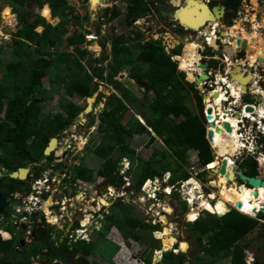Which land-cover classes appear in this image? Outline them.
<instances>
[{
    "label": "trees",
    "instance_id": "trees-1",
    "mask_svg": "<svg viewBox=\"0 0 264 264\" xmlns=\"http://www.w3.org/2000/svg\"><path fill=\"white\" fill-rule=\"evenodd\" d=\"M242 1L237 0L233 6L235 13ZM5 2L12 8L17 20L13 32L12 61L4 62L1 59L5 50L0 47V70L1 67H4V70L6 68L5 73L2 71L4 75L0 81V115L3 112L5 114V119L0 120V153L3 152L5 156V159H0V167L8 172L4 178L0 179V192L5 198L8 199L11 194L23 191L24 183L11 179L10 175L26 167L25 163L18 165L17 160L13 162L6 156H12L15 159L18 155H27L34 162L39 163L47 159L51 163L55 159L54 154L49 157L45 155L50 141L52 138L63 136V132L75 123L87 107V105L83 107L73 102L60 100L61 112L54 114L53 117L42 119L40 117L43 110L42 102L53 100L52 96L48 97L49 91L44 88L46 78L51 86L57 83L64 85L67 95L84 99L99 92L103 82L117 91V94L112 93L106 97L105 110L99 117L101 122L99 131L103 134V143L93 146L90 143L87 147L89 151L102 158L104 163L97 174L83 163L78 166L77 178L82 181L93 183L97 175L106 177L114 175L113 184L121 186L125 183L120 174L124 159H129L131 162L137 160V169L136 171L134 169L135 173L134 171L133 174L131 173L137 191L141 190L146 180L157 176L162 177L164 172L172 171L170 163H166L160 172L156 167L157 160L145 161L137 156L136 151L129 144L130 139L135 135H148L150 142H155L157 138L161 139L170 151V154L163 156L164 161H167L170 156L175 157L177 167H180L181 163L188 164L189 150L197 153L201 167L216 162L211 145L206 139L204 96L198 89L196 81L190 80L195 77L187 70L185 56L182 57L183 65L179 63L182 71L178 66L179 61L173 59L175 56H181L183 45L174 47L171 53H168L161 41H144V36L140 33L134 38L132 33L104 36L100 45L106 49V42H111V54L105 50L100 58L91 63L86 58L87 49L82 47L87 43L85 35L89 31L85 30L80 17L74 14L75 10L67 0H5ZM123 2L126 5V13H123L119 6H114L105 10L104 18L98 23L104 25L123 16L125 27L130 28L137 19L148 15L155 8L154 0H123ZM46 3H49L54 17L51 16L48 20L54 21L56 18L60 20L56 25L48 23L44 17L36 13V9H43L42 13L50 10L47 6L44 8ZM72 23L76 24L78 32L69 31ZM39 27L43 28L42 33L37 31ZM98 31H101L100 27ZM178 32L179 36L184 34L182 27ZM64 38L66 39L63 40ZM174 40L176 44L180 42L178 39ZM131 42H140L141 51L136 56L129 49ZM32 46L35 47L34 50L31 49ZM60 47L65 48V51L60 52ZM92 47L96 52L100 50L97 44H93ZM70 48H73V52L68 51ZM206 50L212 57L216 54L211 48ZM105 61H108V64L103 66L102 63ZM210 64L216 67L219 62L212 59ZM125 70L129 71L130 79L135 80L137 86L143 91L142 97L124 86L118 79ZM2 73L0 72V75ZM95 79L100 82H96ZM103 96L104 93L101 91L97 97L100 100ZM191 99L196 102L198 113L190 108ZM248 104L251 103L248 102ZM6 106L7 109L4 111ZM136 106L141 110L139 115L144 117L146 124L140 123L135 113L127 119L126 124H123L126 114L131 111V108H137ZM145 109H148V112L144 113ZM92 124L93 121L90 125ZM11 133L12 136H10ZM10 138L14 146L12 149L5 148L1 143L11 145ZM31 150L35 151V155L31 154ZM246 164L247 162L244 165ZM178 170L183 171L182 181L192 177L188 171L183 170L182 166ZM77 178L74 180H78ZM179 180L176 174L172 177L173 183ZM196 191L189 192L195 199ZM200 198L203 199L202 196ZM129 206V203H125L123 199H119L113 205V215H111L112 218L107 217L108 225L103 235L116 226L123 236L127 237L129 246L132 242L128 239H133L135 242L150 240L151 251L145 263L151 264L153 251L160 250L152 243V241H158L153 238L152 233L159 231L160 228L135 218L131 208L128 210ZM214 208L217 214H225L223 206ZM204 214L206 216L199 217L194 223H188L191 235L195 237L198 244L197 250L207 252L205 256H196L191 264H216L228 258L232 259V264H248L247 256L252 254L251 245L243 242L259 227H264V224H261L258 218L244 215L237 210H233L222 218L207 211ZM45 215H50L48 209L47 211L45 209ZM124 224L127 226L126 229ZM9 226L11 231L14 225L10 223ZM35 234L36 241L32 248L20 252L17 250L18 240L4 242L0 237V264H33V261L39 259H47L50 263L60 261L69 264L66 256L70 249L67 246L54 249L52 230H49L47 226H41ZM261 237L264 239V234ZM206 242L208 246L205 245ZM113 246L108 264H114L113 257L119 250L118 245L113 244ZM163 246L172 248L174 244L170 240H163ZM176 247L173 251L177 249ZM91 248L92 246L86 244H78L72 253V259L79 256L80 264H88L84 259L91 255ZM173 251L163 255L162 264H184L187 261L184 254L177 255ZM255 264H264V260L257 257Z\"/></svg>",
    "mask_w": 264,
    "mask_h": 264
},
{
    "label": "rangeland",
    "instance_id": "rangeland-1",
    "mask_svg": "<svg viewBox=\"0 0 264 264\" xmlns=\"http://www.w3.org/2000/svg\"><path fill=\"white\" fill-rule=\"evenodd\" d=\"M116 1L118 3L117 5L121 8L123 13H126V5L125 3L122 2L123 0H105L104 2L102 0H96L95 3L91 6V8L88 6H84L82 8H74L76 12L74 14L80 17V21L82 25L85 27L86 31H89L93 34L100 35V39L103 36L112 37L114 35H120L124 33H132V37L134 38L138 33H140L144 36V41H151V40L161 41L162 45L165 47V50L168 53H171V50L178 45L175 43V40H174L175 38H177L183 43L182 44L183 49H182L181 56H185V59H186L185 64H189L190 66L194 64V67H197V63L200 61L201 57L202 59L200 61V64L203 62L209 63V64L211 63L210 60L212 59L211 58L212 56H210L211 54L207 52L206 46L202 44L203 39H204L203 36L196 34V33H191L187 35L183 34L179 36L178 33H176L177 30L174 29L173 27L171 28L169 25L171 16L173 15V11H174V7L172 6V4H176V6H179L180 0H172V1L166 0L165 3L159 7L163 13L159 12V10L155 13V15H157L158 17L162 19L161 20L158 17H156L159 20L158 26L161 25L163 27L162 30H160L157 27L158 22L155 24L153 23V21L156 20L155 16H153L154 15L153 13L146 15L147 17L144 16L146 18L142 17L143 19L141 18L139 20L140 24L138 26H135L134 24L130 28L125 27L123 20H122L123 16L112 21L111 23H105L104 25H100L98 22L102 18H104L105 10L113 8V3ZM148 1H152V0H148ZM97 5H100L102 8L97 9ZM46 6L50 8L49 4H46L45 7ZM8 8L10 9L9 16H7L5 13V10ZM42 10L36 9V13L39 15H42V17H44L48 23H51L53 25H56L57 23H59L60 21L59 18H56L54 21L48 20L52 16L51 10H47L44 13H42ZM238 11L240 13L237 14L238 17L235 19L236 22L230 27V29L227 28V31L229 29L228 33L230 36L227 35V37H225L226 39L223 38L222 36H219L218 38V42L219 43L221 42L220 44L221 46L219 45V48L216 51H214L216 52V54H214V57H213V59L220 62V64L217 66V75L222 74L223 76H225V72L227 75L229 73L232 74L233 71H231V69L233 70L234 64L236 65L237 64L236 62L240 60L238 55L236 57L230 58L231 60L230 63L228 62L226 63L223 60L224 59L223 54L225 53V50L233 48V45H231V43H233L234 38L232 37L231 30L236 29L235 31H233L234 33H236L237 28L238 29L241 28L247 31L248 33H253L254 31H257L262 36H264V0L243 1V4L240 6ZM163 17H165L164 20L167 21V24H165V22L163 21ZM16 21L17 20L15 18V15L12 9L7 6L5 0H0V47H2L3 50H5L1 56L2 57L1 59L4 62H10L13 60L12 41H13V32L16 26ZM98 27H100L101 31H98ZM37 31L42 33L43 28H38ZM69 31L73 33L75 31L78 32L79 29L75 23H72L69 26ZM216 35H219V34L216 33ZM65 39L66 38H64L63 40ZM100 41L101 40H99V42ZM185 41L198 42L200 44V48H198L197 45H194L192 42H186V44H184ZM225 41H227V43ZM94 44H97V43H94ZM97 45L100 48V50L97 52L95 51V48L92 47L93 43H86L82 45L84 49H87L88 55L86 58L90 60L91 63H93L95 59L100 58L104 54L105 50L108 54H111V42H108V41L106 42V49L101 47L100 44H97ZM184 45H186L188 49ZM86 46H89L91 49L86 48ZM31 49L34 50L35 47L32 46ZM72 49L73 48H70L68 51L73 52ZM129 49L133 51V54L135 56L138 55L141 51L140 42H131L129 44ZM235 50L237 51L239 49L236 47ZM59 51L60 52L65 51V48L60 47ZM197 52L201 56H199ZM241 52L244 53V55H246V61H248L247 52L246 51H241ZM221 58H222V61L220 60ZM174 60H176L175 57H174ZM242 61L244 62V64H247L244 59H242ZM25 64H27V62H25ZM107 64H108V61H105L102 63L103 66H106ZM224 64L226 65L224 66ZM178 66H179V62H178ZM179 69L181 70L180 66H179ZM2 71H4L5 73L6 68L4 70V67H1L0 72L2 73ZM245 71L253 73V75L257 76L256 79L259 81L261 80L260 86L258 87L261 89H264V82L262 81V78H264V63L257 62L256 65L253 67L252 66L250 67V64H247L245 66L244 72ZM199 72H197L196 74H199ZM4 73L0 75V81L3 78ZM123 74L126 75V78L125 77L121 78V76L119 75L118 79L124 84V86L128 87L129 89H131L132 92L142 97L143 91L137 86L136 84L137 82H135V80L130 79L129 71L125 70L124 72L121 73L122 76ZM259 75H262V78L258 77ZM61 80L63 79L61 78ZM190 80L194 82L195 78H192ZM213 80L217 81L218 80L217 76H216V79L214 77ZM95 81L100 82L98 79H95ZM230 82L234 83L232 81ZM101 85L102 86L99 89V92L102 91L104 93V96L100 100L97 97L96 99L97 105L94 106L93 111L84 116L85 122L82 121L81 117L79 116V118L75 121V123L69 126L67 130H65L63 136L61 137V145L59 146V148L56 149V152H54L55 159L51 161V163L44 159L41 163L38 164L40 169L37 172V176H39L40 174L42 176L36 177V179L31 183V188L33 187L32 188L33 193L30 194L29 199L36 206L37 211H39L43 207L44 205L43 200H46V201L51 200L52 208H58L61 206L63 202H66L69 200L71 201V203L69 204L70 205L73 204L75 206L71 210L70 218H73L77 215V210L79 207L77 206V204L81 203L83 204V206L81 207L83 213H87L88 211H91L89 214V218H92V216H94L96 212H99L103 208H104V212H106L107 208L113 205L114 202L111 201L112 197H114L113 199H115V197H123L124 202L126 201V203H129L130 206L128 207V210L131 208V211L135 218H137L140 221H143L146 224L153 225V226L156 225L158 226V228H160L158 232L152 233L153 238L158 240V241H152L153 245L155 246V248H160L161 250L153 251V257H152L151 264H161L163 261V259L161 258L162 255H164L168 251H173V248L175 246H178V249L174 250L173 252L177 255L184 254L186 256V259L189 260V262L191 263L192 261L194 262V260L196 259V256L198 255L205 256L207 252L200 250V249L197 250L198 244L195 241V237L191 235V232L189 230L188 223H194L193 221L189 220L190 212L192 210L199 212L198 218L201 216H206V214L204 213L207 210L204 209L203 203L205 202V200L209 199V197L213 193L217 195L216 203L214 200H211V205H213L212 206L213 208L216 206L217 208L220 206H223L225 212L230 211V210L233 211V210L240 209V206H238L237 203L230 200L229 197H227V195L228 193L231 194L232 192H236L237 188L246 189L247 187H245V185L239 186L238 185L239 183H232L233 181H230L231 188H227V185H228L227 184L225 188L221 190L217 186V183L220 184L219 171H220V166L222 162L221 157L215 159L219 163L217 165V168L215 170L210 171V168L208 166L201 167L199 165V159H198L197 153L193 150H189L187 153V158H188L187 163L188 164L181 163V166L183 170L188 171L191 174L192 178H194L198 182V184L201 186V189H196L195 184L191 182H190L191 184L189 183L190 180L189 181L187 180L184 183V181L181 180L183 176V171L178 170L181 166L177 167L175 165L176 158L170 156L168 157L167 161L166 160L164 161L163 156L170 154V151L168 150L164 142L159 138H157L155 142H150V138L148 135L133 136L129 142L131 148L136 151L137 156L144 159L145 161L153 160V159L157 160L158 163L156 167L158 171L162 172L166 163L171 164L172 171L164 172L162 174V177L157 176L154 179L146 180V182L144 183L140 191H137L135 189L134 181H132L133 171L134 169L135 171L137 169V160H134L133 162H131V160L129 159H124L122 161L120 174L123 176V181L125 183L122 184L121 186H117L116 184H113V178L110 179L109 178L110 176L106 177L103 175L101 176L97 175L96 180L93 183H90L87 181H81V179H78L77 178L78 177V171H77L78 167H76L75 165H80L81 163H83V165L85 164L87 167L91 168L94 173L97 174L98 171L102 168V165L104 163V160L102 158H99L95 153H90V151L88 150L87 152L84 150V152L79 153V150H82L83 147L86 146V143H91L92 146L94 144L100 145L103 143L102 142L103 134L99 131L100 130L99 126L101 124L99 117L105 110L106 97L112 93L117 94V91L113 87L109 86L107 83L103 82L101 83ZM196 85L201 92L202 90L201 85H198L197 83ZM233 87H234L233 90L236 89L235 86ZM44 88L47 91H49L48 97L52 96L53 100H50V101L45 100L44 102H42L43 110L40 114V117L42 119L53 117L54 114L61 112V109L59 107L60 100H64L66 102H73L77 104L78 106H83V107L84 105L85 106L87 105L86 98L84 99L78 96L67 95L64 85H59V83H57L54 86H51L47 78L44 79ZM212 88L213 87L208 88V89L210 90ZM239 89H241V86ZM234 92H238V91L235 90ZM150 97L152 96L150 95ZM238 100L239 99L234 100L232 98L229 100L230 103H226V102L221 103L222 110L228 113L230 116L234 115V111H229V110L230 109L236 110L241 105L240 103H238ZM244 101L246 103L248 102L253 103L257 107V110L260 107L264 108V95L263 94L261 95L256 94V99L254 101L253 99L243 100V102ZM189 106L193 111H196L197 113L199 112L198 106L193 99L190 100ZM206 106H207V101H204L205 116H207V112H208V108H206ZM6 109H7V106L4 108V111ZM130 110L131 111L126 114L125 119L122 121L123 124H126L127 119L130 118L134 113L136 114V118L139 120L140 123H142L143 125L146 124L145 123L146 120L144 119V117L142 115H139L141 110H139L138 107L131 108ZM145 112H148V109H145L144 113ZM1 119H5L4 112L0 115V120ZM91 121H93L92 125H90ZM206 131H207V122H206ZM10 136H12V133ZM241 140L243 141V137L241 138ZM244 140L245 142L244 141L243 142L247 143L246 148L241 146V150H237L236 155H234V158H232L237 168H238V166L236 165L237 162L244 165L246 162L252 163L254 160L258 162L257 160L264 159V154L259 153L258 156H256L254 152L252 153L249 151L250 147L252 148L254 147L255 149V144L260 145L261 151L264 150V126L262 124H259V126L255 128V131L246 133ZM11 141L12 140L10 138L9 142ZM1 143L3 144L5 148L12 149V147H14L12 142H11V145H6L3 142ZM69 147L73 148V151L67 154L69 155L68 157L64 156L63 153L66 150H69ZM76 147L77 149H75ZM211 147H213V145H211ZM30 149H32V147ZM254 149L251 151H254ZM30 152L31 154L35 155V151L31 150ZM226 156L228 158V153L225 155L224 159L226 158ZM6 158H10L9 160L13 162L17 160L18 165H21L22 163L19 155L16 156L15 159L12 158V156H6ZM0 159H5L3 152L0 153ZM260 163L256 165L255 171L261 170ZM25 169L28 170L29 167ZM174 170L176 171V173ZM238 171H240V168ZM6 174L7 173H4V175ZM43 174H46V177H44ZM175 174L180 180L173 183L172 177ZM224 174L226 175V178H227L228 176L227 171ZM76 178L78 180L75 181L74 179ZM108 178L111 180V183L107 184L108 187L106 188V190L102 191L101 193L96 192L95 186L102 185L103 181ZM50 182L53 183V185L51 186V194H50L51 199H48L46 196L50 192V187L48 188V185ZM213 184H215V186ZM234 185H237V187L235 188ZM25 186H26V183L23 186V188ZM171 187H175V188L173 189ZM193 190H197V191L195 192L196 199L194 202V208L191 209V205L189 202L191 195L189 194V192ZM249 190L251 191V193L254 192L251 189ZM201 196L203 198L202 200L200 198ZM25 197H26V193L23 192L17 196L16 200H22V199H25ZM40 197L42 198L41 200L39 199ZM90 202H95V203L91 204ZM185 204H186V210H185ZM46 207L48 209L50 208L48 204L46 205ZM108 211H110V209ZM57 212L58 210H55L54 214H57ZM252 215L253 216L251 217H254V214ZM44 216L48 218L47 220L51 224H55L57 222L56 220H53L51 218V215L50 216L44 215ZM256 217L257 216H255V218ZM111 218L109 217L108 219L110 220ZM258 219L261 220L262 222L260 223L263 224L264 214L260 213L258 215ZM83 223L86 224L87 222L83 221ZM107 225L108 224L106 220L104 223L105 227L102 228L100 231L102 235ZM126 228L127 226L124 224V229ZM262 234H264V227H259L256 231H254V233H252L247 238V240L243 242L244 244L248 243L249 245H251L252 254L247 256L248 264H255L257 257H260L261 259L264 260V239L261 237ZM105 235H103L104 238L97 239L96 243L93 244V247L91 250V253L95 257H97L98 255L103 257L101 258V260H98L97 264H106L105 261H108V260L110 261L111 259L110 254H112V250L114 249L113 243L110 240H107ZM110 235L112 236V238H115L116 240H118L120 245H122V246H119L120 250L114 257V264H143L147 255L151 251V245H150L151 241L150 240H146L145 242L137 241V243L135 241H132L131 246H128L124 242L125 239L122 236L121 231H119L118 229L113 228L110 232ZM163 240H170L174 244V246L172 248L163 246ZM3 241L6 242L5 240ZM68 244H67V248L71 249V247H69ZM205 245L208 246L207 242ZM133 254L136 256H134ZM207 259H211V258L207 257ZM92 261L93 260H90L91 264H96L94 262L92 263ZM216 264H232V259L228 258Z\"/></svg>",
    "mask_w": 264,
    "mask_h": 264
},
{
    "label": "flooded vegetation",
    "instance_id": "flooded-vegetation-1",
    "mask_svg": "<svg viewBox=\"0 0 264 264\" xmlns=\"http://www.w3.org/2000/svg\"><path fill=\"white\" fill-rule=\"evenodd\" d=\"M165 1L166 0H161V1H159V0H154V5H155V8H153L152 9V11L149 13V14H151V13H153L154 15L153 16H155V19L156 20H154L153 21V23L155 24V23H157L158 22V24H157V27L160 29V30H162V26L160 25V26H158L159 25V20L156 18V17H158L157 15H155V13L159 10V12H162L161 10H160V6L162 5V4H164L165 3ZM170 1H172V0H170ZM181 1V4H182V7H187L188 5H190V3H192L193 4V8H201L200 10H201V12L203 11V9L205 8L204 7V5L203 4H201L200 2H199V0H180ZM202 1H204L206 4H207V6L209 7V9L212 11L213 9H215L216 8V10H217V15H218V17L219 18H221L222 17V20L221 21H219V22H217V21H214L213 23H219V26H218V30H219V28H220V30L219 31H221V29H222V32H218V33H225L226 34V36H223V37H227V35L228 36H230L229 35V33H228V31H229V29H230V27L236 22L235 21V19L238 17L237 16V14L238 13H240L239 11H237L236 13H235V11H234V9H233V6H235V4L237 3V0H202ZM243 1H246V0H243ZM243 1H242V3H241V5L243 4ZM260 1V0H259ZM199 5H198V4ZM118 6V5H117ZM172 6L174 7V11H173V15L171 16V20H170V27L172 28H174V29H176L177 30V32L176 33H179L178 31H179V28H180V26L177 24V23H175L174 22V20H173V16H174V13L180 8L179 6H176V4H172ZM202 6V7H201ZM163 13V12H162ZM147 17V16H146ZM146 17H144V18H146ZM159 19H161L160 17H158ZM164 18L165 17H163V21L165 22V24H167V21H165L164 20ZM143 19V18H142ZM139 20L140 19H137L134 23H139ZM162 20V19H161ZM230 21H232L233 23H232V25H230ZM163 24V23H162ZM164 25V24H163ZM148 27V26H147ZM227 28H229L228 29V31H227ZM224 29H226V30H224ZM184 34L185 35H187L185 32H184ZM221 35V34H220ZM226 39V38H225ZM234 40V39H233ZM221 44V42L219 43V45ZM200 45V44H199ZM221 46V45H220ZM213 51V50H212ZM214 52V51H213ZM224 55H227L226 54V51H225V54ZM239 56V59L240 60H238V62L239 61H242V59H244L245 60V62L247 63V64H250V67L252 66H255L256 65V63L255 64H251L250 62H248V61H246V55H244V53H242L240 50H237V52H236V55L234 56V57H236V56ZM228 56V55H227ZM229 57V56H228ZM213 58V57H212ZM231 58V57H230ZM222 59V58H221ZM229 59V58H228ZM208 62V61H207ZM243 62V61H242ZM259 62V61H258ZM204 63V62H203ZM207 64V69L206 70H209L210 69V65H209V63H206ZM243 64H244V62H243ZM243 64H241L240 65V67L242 68V70H243V72H244V70H245V66L247 65V64H245V65H243ZM226 64H224V66H225ZM243 65V66H242ZM245 73V75L246 76H253V80L252 81H250L249 83H248V85H247V88H248V92L246 93V92H243L242 91V89H240L239 91H240V93L239 92H234L235 90H233L232 91V97L234 98V100L235 99H239L240 97H241V94L243 93L244 94V96H243V99L244 98H248V99H253V101L256 99V94H263L264 95V89H261V88H259L258 86H260V81L259 80H257L256 78H257V76H255V75H253V73H250V72H244ZM258 77H260V78H262V75H259ZM228 78H229V80H231V81H233L232 80V74H230L229 73V75H228ZM262 81L264 82V78H262ZM254 93V94H253ZM235 104V103H234ZM258 110H262V111H264V108L263 107H260ZM243 113V112H242ZM251 113V112H250ZM250 113H249V115H250ZM238 115H239V113H238ZM258 118V117H257ZM256 118V119H257ZM262 119V118H261ZM263 126H264V122H263ZM57 143L58 142H56L55 141V149H56V147H57ZM243 147L244 148H246V146H245V144L243 143ZM54 149V150H55ZM250 152H254V154H256V156H258V154L259 153H261V154H264V150L263 151H261L260 150V145H258L257 146V148L256 149H254V151H251V148H250V150H249ZM20 158H21V160H22V163H25L26 164V166H27V168L29 167V173H28V176H27V181H26V188L28 189V188H30L31 187V183L36 179V177H37V172H38V170L40 169L39 168V166H38V162H34V161H32V160H30L29 158H28V156L26 155H24V156H20ZM255 159H256V157H255ZM222 161V160H221ZM225 161L227 162V171L231 168V165H230V162L231 163H233L234 164V162L232 161V159L231 158H225ZM258 162H256L255 160L252 162V163H247L246 165H243V164H240V163H238L237 162V166H238V168H237V171L239 170V168H240V171H245V175H247V176H250V177H257V178H262V179H264V159H261V160H257ZM261 162V163H260ZM260 163V165H261V170H259V171H255V168H256V165H258ZM239 172V171H238ZM22 178V177H21ZM108 180H109V178L108 179H105L104 181H103V183H102V185H100V186H95V191L96 192H98V193H101L102 192V190H104V189H106L107 187H108ZM232 183H239L238 185L239 186H246L247 188H249V189H251V190H255V188H253V187H251V186H249L246 182H242V181H240L239 180V178L237 177L236 179H235V181L234 182H232ZM131 187V186H130ZM114 197H112L111 198V201H113L114 203H113V205L116 203V201L118 200V197H115V199H113ZM233 202H235V203H237L238 204V206H240L241 207V203H238L237 201H233ZM8 204H10V203H8ZM259 204V203H258ZM113 205H111V206H109L108 208H110V214L108 215V216H111V215H113V212H112V207H113ZM251 205V209L252 210H255V208H258L259 207V205H254V203H252V204H250ZM213 206V205H212ZM255 206H257V207H255ZM226 208V207H225ZM215 209V208H214ZM216 210V209H215ZM251 210V211H252ZM90 212L91 211H88L87 213H83V211L82 210H80V209H78L77 210V215H76V217L74 218V227H73V229L69 232V236H67L65 239H64V242H63V244H61L60 242H59V240L61 239V238H63V235L66 233L65 231H66V229L68 228V224L69 223H66L65 225L64 224H61L60 225V222L59 221H57L55 224H46V222L44 221V220H40V221H38V219H37V222H36V224L33 226V225H29V223H26V220H27V216H24V219H22V220H19V216L18 215H16L15 214V212H14V208L11 206V205H6V207H5V209H3V210H0V231H4L6 234H7V236H8V238H5L3 235L2 236H0V237H2V239L3 240H5L6 242H11V241H13L14 239H16V240H18L17 242H18V245H19V248H17V250L20 252V251H23V250H30L31 248H32V246L34 245V243H35V241H36V238H35V231L37 230V229H39L41 226L43 227V226H47V228L49 229V230H52L53 231V234H52V242H53V244H54V249L55 250H57L60 246H63V247H66L67 246V244L69 245V247H71V249L68 251V253H67V256H66V260H67V262H69V264H80L81 263V257H80V259H79V257H78V259L77 260H73L72 259V253H74V250H75V247L78 245V244H86V245H89V246H92L93 247V244L94 243H96V241H97V239H100V238H104V236L100 233V231H101V229L102 228H104L105 226H104V223H105V221L107 220V217H106V219H102V221H104V222H102L101 223V221H98V219L100 220L101 219V215L100 214H97V215H95L94 214V216H92V218H89V214H90ZM232 212V211H231ZM68 213V211L66 212V214ZM226 213H229V211H226L225 212V214ZM216 214H217V211H216ZM64 219H65V217H60V220H62V221H64ZM88 219V220H87ZM19 220V221H18ZM85 220H87L88 222L84 225L83 224V222L82 221H85ZM22 221H24V222H22ZM13 224L14 225V227L12 228V230L10 231L9 229H10V226H9V224ZM37 225V226H36ZM12 226V225H11ZM85 226H88V228H89V230L86 232L85 231ZM36 227V228H35ZM57 227H61L62 228V233L59 235V234H57V232H56V228ZM79 229H81L80 230V233L79 234H77V231H79ZM156 232H158V231H156ZM155 233V232H154ZM73 236H78L79 238H81L82 239V241H80V242H75L74 240H71L70 238H72ZM105 237L107 238V240H110L111 242H114L113 241V239L109 236V233H106V235H105ZM105 238V239H106ZM128 240H130L131 242L132 241H134L133 239H128ZM124 242L125 243H127V237L125 238V240H124ZM114 244V243H113ZM20 246H21V248H20ZM92 249V248H91ZM177 249H178V246H177ZM120 250V249H119ZM118 250V251H119ZM161 250V249H160ZM160 250H158V251H160ZM134 251V250H133ZM155 251H157V250H155ZM135 252V251H134ZM134 255V254H133ZM134 256H136V255H134ZM200 256H202V255H200ZM101 258H103L102 256H100V255H98L97 257H95L92 253H91V255L89 256V257H86L84 260H86L87 262H88V264H91V262H90V260H93L92 261V263L94 262V263H98V260H101ZM162 259L164 258V256L162 255V257H161ZM47 260V259H46ZM187 261H189V260H187ZM186 261V262H187ZM49 262V261H48ZM138 262H139V260H138ZM193 262V261H192ZM189 263H191V262H189ZM64 264V263H63ZM143 264H147V263H145V261L143 262ZM162 264V263H161ZM185 264V263H184Z\"/></svg>",
    "mask_w": 264,
    "mask_h": 264
},
{
    "label": "bare ground",
    "instance_id": "bare-ground-1",
    "mask_svg": "<svg viewBox=\"0 0 264 264\" xmlns=\"http://www.w3.org/2000/svg\"><path fill=\"white\" fill-rule=\"evenodd\" d=\"M179 4L181 5V2ZM200 9L201 8H196V9L193 8V4L190 3V5H188L187 7H183L184 12H183V14L178 15V19L181 18L182 21H183V24H185V26L188 29H191V30H194V31L198 32V31H200L199 25H195V26L194 25H188L187 23H185V21L189 22V23H191V22L193 23L194 21H196L195 20L196 16L198 17L197 19H201V20L209 19L210 17L214 18V16L211 15L207 11L206 8H205L203 14L201 13ZM5 13H6L7 16H9L10 15V9L9 8L6 9ZM210 21L213 22L214 20H210ZM218 26H219V24L216 25V30L217 31H218ZM235 30L236 29L231 30L232 31V33H231L232 37L234 38L233 43L230 42L231 45H233V48H231V49H233L236 52V50H235L236 47L237 48H241L240 46H238L236 44V40L237 39H240L241 41H245L247 43V49L245 51L247 52V55H248V62H250L251 64H255L258 61L260 63H264V36H262L257 31H254L253 33H248L247 31H245V30H243L241 28L240 29L237 28V32L234 33L233 31H235ZM214 35H212V38L215 39V40H213V46H215V48L217 50L219 48V46H217L216 37ZM224 36H226L225 33H224ZM175 39H177V38H175ZM186 42H192L194 45H197V47L200 48V45H199L198 42H193V41H186ZM186 42H185V44H186ZM225 42L227 43V41H225ZM199 56H201V55L199 54ZM182 57L183 56L175 57L176 60L179 61V63L181 65H183ZM229 57H227V58H229ZM201 59H202V57H201ZM201 59H200V61H201ZM200 61L197 63V67H194V64H192L191 66L189 64H186L188 72L193 74L194 77H195L197 72L201 71L200 68H199ZM230 61L231 60H228V63H230ZM236 63L237 64L236 65L234 64V66H233L234 69L233 70L231 69V71H233L232 74L242 73L243 76H246L245 73L243 72L242 68L240 67V65L243 62L240 61V62H236ZM243 76H239L238 78L236 77V79H233V81L235 80L234 81L235 83H231L229 85V87H230V89L232 91H233V88H234L233 86H235L236 89H234V90L239 92L240 86H241V89H242L243 84H246V82H247V85H248V83L253 80V76L250 75L249 78L246 81H244L243 80ZM217 79H218L217 81L220 82L221 79H224V76L219 74L217 76ZM239 80H241L242 83H240ZM215 93L219 94L218 98L214 99L215 104H211V99H208L206 108H208L207 115L211 116V121L218 120L221 123V124H219V126H216L215 128H213V132H214L213 134L214 135H213V139H212V145H213V147L216 150V155L218 157H221V159L223 161L224 157H225V155L227 153H228V157H230L232 159V158H234V155H236V151L237 150H241V146H243V143H244V142H242L241 138L243 137V134L247 132V127L244 125L245 121H243V119H242L240 114L238 115V113H237L236 116L232 117V116L228 115L226 112H224L222 110V107H221L222 104L221 103H222L223 99L226 96L221 92L220 89H218ZM209 97L211 98V96H209ZM95 104H96V101L93 100L92 101V111L94 109ZM236 104H237V102H236ZM249 113H250V111H247V110L243 111V114L245 116H247V117H249ZM257 113L259 115L257 119H261V118L264 119V111L257 110ZM224 123H229L231 125V127H232V131L228 132L224 128V125H223ZM262 125H263V123H262ZM55 145H56L55 142H53L51 147H50V149L48 150L49 154L55 149ZM232 161H233V159H232ZM218 164L219 163L217 161L215 163L213 162L212 165L210 164L211 165L210 166L211 171L215 170L217 168ZM230 165L232 166L234 164L230 162ZM26 175H27V172H24L21 175L22 179H25ZM219 175H220L219 176L220 184L217 183V186L221 190H223L225 188V186L228 184L227 188H231L230 181H232V180H229L228 176L226 178V175L225 174L222 175L221 172H219ZM191 183L196 185V189H201V186L194 179L191 181ZM213 185L215 186V184H213ZM234 187L236 188L237 185H234ZM260 193H261L262 197L260 199H257L254 196V192L251 193V191L248 188H246V189L237 188L236 192H232L231 194L228 193L227 197H229V199L232 200V201H237L238 203H242L241 204L242 207H240V210L243 213H246V214H249V215H252V214L255 215V213H257V212L260 213L262 211L263 207H264V188H261ZM216 199H217V195L215 193L211 194L209 199L205 200V202L203 203L204 209L209 211V212H211L212 214H215L216 211L211 205V200H214L215 203H216L217 202ZM189 202H190V205H191V209H193L194 208L195 198L190 196V201ZM248 202H249V204H248ZM252 203H254V205H256V204L259 205V207L255 208V210H252L251 209V205H250ZM47 204L49 206H51L52 205V201L48 200L47 203L44 205V207H46ZM255 207H257V206H255ZM45 209L47 211L48 208L46 207V208L43 209V213L44 214H45ZM198 216H199V212H196L195 210H192L190 212V214H189V220L190 221H194V220H196L198 218ZM83 224H85V223H83ZM3 236L5 238H8V236H7V234L5 232H3Z\"/></svg>",
    "mask_w": 264,
    "mask_h": 264
},
{
    "label": "clouds",
    "instance_id": "clouds-1",
    "mask_svg": "<svg viewBox=\"0 0 264 264\" xmlns=\"http://www.w3.org/2000/svg\"><path fill=\"white\" fill-rule=\"evenodd\" d=\"M91 2V1H90ZM123 2V1H122ZM181 2V1H180ZM124 3V2H123ZM46 4H49V3H46ZM182 5V4H181ZM50 6V5H49ZM91 6H92V3H91ZM97 6H100V5H97ZM117 6V5H116ZM9 7V6H8ZM45 7V6H44ZM114 7V6H113ZM11 8V7H10ZM91 8V7H90ZM12 9V8H11ZM50 10H51V8H50ZM13 11V10H12ZM15 15V14H14ZM51 15H52V11H51ZM40 16H42V15H40ZM52 17H53V15H52ZM15 18H16V15H15ZM54 18V17H53ZM16 24H17V21H16ZM51 24V23H50ZM217 24H219V23H213V22H210V24L209 25H207L203 30H201V31H198V32H196V34H199V32H211V26L212 25H217ZM39 28H42V27H39ZM219 32H222V31H219ZM90 34H93V33H91V32H89V33H86V35H90ZM221 35L220 36H222V33H220ZM85 35V36H86ZM104 37V36H103ZM102 37V38H103ZM223 37V36H222ZM101 38V39H102ZM223 38H225V37H223ZM87 40V39H86ZM203 41H204V39H203ZM87 43H97V44H100V42L98 41H95V42H89V41H87ZM216 43H217V45L219 46V42L218 41H216ZM183 44V43H182ZM181 44V45H182ZM185 44V43H184ZM178 46V45H177ZM102 47V46H101ZM87 48V47H86ZM207 48H209L208 46H206V49ZM175 57H180V56H175ZM212 58V57H211ZM174 59V58H173ZM212 60V59H211ZM210 60V61H211ZM176 61V60H175ZM206 64V63H205ZM207 65V64H206ZM234 69V68H233ZM206 72V71H205ZM200 73V72H199ZM125 75V74H124ZM199 74H196V76H198ZM120 78V77H119ZM196 78V77H195ZM196 81V80H195ZM234 82V81H233ZM235 83V82H234ZM211 91V90H210ZM244 92H248V88H247V91H244ZM206 94H209V92H207ZM254 94V93H253ZM205 95V94H204ZM203 95V96H204ZM210 95V94H209ZM243 96H244V94L242 93L241 94V101L240 100H238V103H240L241 105L237 108V112H240V115L242 114V110H243V107L245 106V105H248V107L249 106H253L254 108H255V112L254 113H250V114H254V117L255 118H257L259 115H258V113H257V107L253 104V103H251V104H248V103H246L245 101L243 102V100H245L246 98H244L243 99ZM233 98V97H232ZM231 98V99H232ZM234 99V98H233ZM211 102H212V100H211ZM242 102V103H241ZM212 104V103H211ZM247 109V108H246ZM246 109H245V111H246ZM244 115V114H243ZM206 117V116H205ZM247 117V116H246ZM206 122H207V126H208V121H207V119H206ZM264 122V119H258V120H256V122H255V124H254V128H257V126L259 125V124H262ZM209 127V126H208ZM65 132V131H64ZM64 132H63V134H64ZM207 134H208V132L206 131V139H207V141H208V137H207ZM62 137V136H61ZM61 137L60 138H52V139H56L57 140V147H56V149L57 148H59V146L61 145ZM51 142V141H50ZM209 142V141H208ZM50 144V143H49ZM209 144H210V142H209ZM247 144V143H246ZM90 145V143H86V146H84L83 147V149L82 148H80V149H82V150H79V153H81V152H84V150L87 152V147ZM210 145H212V144H210ZM257 146H258V144H257ZM48 148V147H47ZM46 148V149H47ZM211 148H213V147H211ZM56 149L55 150H53L51 153H50V155L51 154H54V157H55V153L54 152H56ZM75 149H77V147L75 148ZM214 149V148H213ZM73 151V148H71V147H69V150H66L64 153H63V155L64 156H69V155H67V154H69V152H72ZM89 151V150H88ZM78 153V154H79ZM90 153H94V152H92V151H90ZM50 155H47V157H49ZM99 157V156H98ZM100 158V157H99ZM45 160H47V159H45ZM80 160H82V159H80ZM43 161V160H42ZM41 161V162H42ZM48 161V160H47ZM41 162H39V163H41ZM38 163V164H39ZM222 163V162H221ZM82 164V163H81ZM80 164V165H81ZM80 165H75L76 167H78V166H80ZM208 167L210 166V164H208L207 165ZM206 167V166H205ZM25 168H27V166L26 167H24V168H21V169H24V170H27V169H25ZM234 168V167H233ZM235 169V168H234ZM20 170V169H19ZM18 170V171H19ZM209 170V169H208ZM17 171V172H18ZM17 172H15V173H17ZM4 173H7L8 174V172H6L5 170H2L1 169V167H0V174L2 175V178H4L6 175H4ZM28 173H29V169H28V172H27V176H28ZM14 174V173H13ZM12 175V174H11ZM11 175H10V178H11ZM27 176H26V178L25 179H23V180H18V181H20V182H23L24 183V185H25V183H26V181H27ZM42 175L40 174L39 176H37V177H41ZM43 176L44 177H46V174H43ZM114 177V175L113 176H111V178H113ZM2 178H0V179H2ZM110 178V179H111ZM192 179H194V178H190V179H188V181L189 180H192ZM14 180V179H13ZM195 180V179H194ZM82 181V180H81ZM196 181V180H195ZM186 181H184V183H185ZM24 185H22V188H23V186ZM53 185V183H49V185H48V188L50 187V192H49V194L46 196L48 199H51V196H50V194H51V186ZM143 187V186H142ZM33 188V187H32ZM32 188L30 187V188H26V187H24L23 188V191H21V192H15V193H13V194H11V196H9L8 197V199L7 198H5L4 196H3V194H2V196H3V198L5 199V201H6V205H11L13 208H14V212H15V214L16 215H18L19 216V220H22V219H24V216H27L28 218H27V220H26V223H29V225L31 224V225H35L36 224V222H37V219H38V221H40V220H44L45 222H46V224H51L47 219L48 218H46L44 215V213H43V209H44V205L47 203V201L46 200H43V203H44V205H43V207L41 208V206H40V210L39 211H37L36 210V206L32 203V201L29 199V196H30V194H32L33 192H32ZM47 188V189H48ZM173 189L175 188V187H172ZM46 191V190H45ZM23 192H25L26 193V197H25V199H22V200H16L17 199V196L18 195H20L21 193H23ZM45 194H47V193H45ZM42 196V195H41ZM198 196H200V195H198ZM66 197H68V196H66ZM40 200L42 199L41 197L39 198ZM119 199H123V197H118V200ZM117 200V201H118ZM123 201H124V199H123ZM8 203H10V204H8ZM69 203H71V201H66V202H63L62 204H61V206L60 207H58V208H52V206L48 209L49 211H50V215H51V218L53 219V220H56V221H59L60 222V225L61 224H66V223H69L68 224V228L66 229V231H68L67 232V236H69L68 234H69V232L73 229V227H74V218L76 217H73V218H70V213H71V210L75 207L73 204H69ZM91 204H94L95 202H90ZM125 203H126V201H125ZM77 206H79L78 207V209H80V210H82L81 209V207L83 206V204H81V203H78L77 204ZM110 208H107V211L106 212H104V208L103 209H101L99 212H96L95 213V215H97V214H100L101 215V219L99 220L98 219V221H101V223L102 222H104V221H102V219L104 218V219H106V217L110 214V211H108ZM55 210H58V212H57V214H54V211ZM68 211V213L66 214V212ZM239 212V211H238ZM261 213V212H260ZM259 213V214H260ZM228 213H226L225 215H227ZM245 214V213H244ZM262 214V213H261ZM49 215V216H50ZM215 215H217V214H215ZM246 215H248V214H246ZM249 216V215H248ZM60 217H65V219H64V221H62V220H60ZM256 218H258V216L256 217ZM18 220V221H19ZM197 220V219H196ZM196 220H194V221H196ZM86 222H88L87 220H85ZM193 221V222H194ZM261 221V220H260ZM22 222H24V221H22ZM83 222V221H82ZM262 222V221H261ZM70 224L72 225V227L71 228H69V226H70ZM264 224V223H263ZM113 228H116V229H118L116 226H114ZM112 228V229H113ZM111 229V230H112ZM81 229H79V231H80ZM89 230V228H88V226H85V231L87 232ZM111 230H110V232H111ZM119 230V229H118ZM65 231V232H66ZM120 231V230H119ZM3 232L4 231H2L1 233H2V235H3ZM56 232H57V234H61L62 233V228L61 227H57L56 228ZM110 232H109V235H110ZM122 234V233H121ZM2 235H0V236H2ZM122 236H123V234H122ZM110 237L112 238V236L110 235ZM124 237V236H123ZM62 239V238H61ZM61 239L59 240V242H61ZM78 239H79V241L78 242H80V241H82V239L81 238H79L78 237ZM113 239V243L114 244H116V245H118V246H122V245H120V243H119V241L118 240H116L115 238H112ZM124 239H125V237H124ZM63 242H64V240H63ZM137 243V242H136ZM126 245H127V243H126ZM129 246V245H128ZM119 249H120V247H119ZM119 252V251H118ZM118 252H116V254L118 253ZM116 254H115V256H116ZM114 256V257H115ZM79 257V256H78ZM78 257L77 258H75L74 260H76V259H78ZM114 257H113V262H114ZM43 260H46V259H43ZM39 261H42V259H39V260H37V261H33V264H39L38 262ZM55 262H58L57 264H63L62 262H60V261H55ZM54 263V262H53ZM53 263H50V262H48V264H53ZM105 263L106 264H108L109 262L108 261H105Z\"/></svg>",
    "mask_w": 264,
    "mask_h": 264
},
{
    "label": "water",
    "instance_id": "water-1",
    "mask_svg": "<svg viewBox=\"0 0 264 264\" xmlns=\"http://www.w3.org/2000/svg\"><path fill=\"white\" fill-rule=\"evenodd\" d=\"M95 1H96V0H91L92 5L95 3ZM98 2H99V1H98ZM98 2H97V3H98ZM199 2H200L201 4L204 5V7L207 9V11H208L211 15H213L214 18H211V17H210L209 19L201 20V19H197L198 17L196 16V17H195V20H196V21H194L193 23H192V22L189 23V22H186V21H185V23H187L188 25H194V26H195V25H199V27H200V31H201V30H203L207 25H209L210 22H212V21H210V20H214V21H217V22H219V21L222 20V17H221V18L218 17L216 8L213 9V10L211 11V10L209 9V7L207 6V4H206L204 1L199 0ZM179 7H180V8L174 13V16H173V20H174V22L177 23L180 27H182L183 31H184L186 34L196 33L197 31H194V30L188 29V28L185 26V24H183V21H182L181 18L178 19V15L183 14V12H184L182 5H179ZM205 8H204L203 11L201 12L202 14H203ZM214 21H213V22H214ZM232 23H233V22L230 21V25H232ZM222 36H224V33H222ZM213 40H215V39L212 38V40H211L210 44L208 45V47L211 48L213 51H216L215 46H213ZM185 42H186V41H185ZM185 42H184V43H185ZM181 44H182V42L180 41V42L178 43V46L181 45ZM236 44H237L238 46L241 47L240 49H241L242 51H245V50L247 49V43H246L245 41H241L240 39H237V40H236ZM217 46H218V45H217ZM225 51H226V54H227L228 56H230L231 58L234 57V56L236 55V52H235L234 50H232V49H227V50H225ZM199 68H200L201 71H200V73H199L198 76L195 75V76H196L195 80H196V83H197L198 85H202V83H204L205 81H208V80H209V75L205 72L206 69H207V65H206L205 63H201L200 66H199ZM131 72H133V70H132ZM120 76H121V78H123V77L126 78V75H124V74H123V76H122V75H120ZM239 76H243V74H242V73H239V74H232V80H233V79H236V77L238 78ZM248 78H249V76H243V80H244V81H246ZM234 81H235V80H234ZM239 82L242 83L241 80H239ZM244 83H245V82H244ZM241 85H242V84H241ZM242 90H243V91H247V82H246V84H243V86H242ZM218 95H219L218 93H215V94L212 95V98H213V99H216V98H218ZM97 96H98V93H95L92 97H89V98L86 99V100H87V107H86V109L84 110V113H81V114H80V117H81L82 121L85 122L84 116H85L86 114L92 112V101H93V100L96 101ZM209 96H210L209 94H205V95H204V101H207L208 99H211ZM30 103H31V102H29V104H30ZM246 110H247V111H250L251 113H254V112H255V108H254L253 106H249V107H247ZM237 113L240 114V112H237ZM206 119H207V121H208V126H209V128H210L209 131H208L207 137H208V141L210 142V144H212V139H213V135H214V134H213V133H214V132H213V128H215L216 126H215V124L211 121V116H208V115H207V116H206ZM223 125H224V128H225L228 132L232 131V127H231V125H230L229 123H224ZM55 141L57 142L56 139H52V140H51V142H50L48 148L45 150V155H46V156H47V155H50V154L48 153V150L50 149L52 143L55 142ZM256 148H257V147H256ZM212 152H213L214 160L217 159V158H219V157L216 155V151H215V149L212 148ZM226 171H227V162H226L225 159H224V160L222 161V163H221L220 171H219V172H221V174L223 175ZM24 172H28V170L20 169L17 173H14V174L11 175V179H14V180H23V179L21 178V175H22ZM227 175H228L229 179L232 180L233 182H234L235 179L238 177L240 181H242V182H246L249 186L255 188V190H254V196H255L257 199H260V198L262 197V196H261V193H260V189H261V188H264V179H262V178H257V177H250V176H247V175H245V171H244V170H243V171L236 172L235 169H234L233 167H232L230 170L227 171ZM0 178H2V175H1V174H0ZM110 178H111V177H110ZM110 183H111V180L109 179V180H108V184H110ZM105 190H106V189H104V190H102V191H105ZM5 207H6V201H5V199L3 198L2 194L0 193V210L5 209ZM235 209H237V208H235ZM237 210L241 211L240 209H237ZM231 211H232V210H231ZM231 211H230V212H231ZM262 214H264V207H263V209H262ZM248 215H249V214H248ZM258 215H259V213L257 212V213H255L254 217H255V216H258ZM217 216H218V218H222V217L225 216V214H224V215L217 214ZM251 216H253V215H251ZM71 227H72V225L70 224L69 228H71ZM67 232H68V231H66V233L63 235V238L61 239V242H60L61 244H63V240L67 237ZM249 255H250V254H248V256H249ZM38 263H39V264H48V260H42V261H39ZM185 264H190V263H189V261H187V262H185Z\"/></svg>",
    "mask_w": 264,
    "mask_h": 264
},
{
    "label": "built area",
    "instance_id": "built-area-1",
    "mask_svg": "<svg viewBox=\"0 0 264 264\" xmlns=\"http://www.w3.org/2000/svg\"><path fill=\"white\" fill-rule=\"evenodd\" d=\"M68 1V3H69V5L71 6V7H73V8H82V7H84V6H88V7H91V0H67ZM103 2L105 1V0H102ZM118 3H117V1L116 2H114L113 3V6H116ZM100 8H102L101 6H97V9H100ZM76 13V12H75ZM135 24V26H138L140 23H134ZM219 31H217L216 30V25H212L211 26V32H199V35H201V36H203L204 37V41L202 42V44H204L205 46H208L209 44H210V42H211V40H212V35H214L215 37H216V41H218V38H219V36H220V33H218ZM216 33H218L219 35H216ZM86 39H87V41H89V42H95V41H99V40H102V39H100V35H98V34H90V35H86ZM87 48H89V49H91L89 46H86ZM202 47V46H201ZM240 51H242L240 48H238ZM237 52V51H236ZM225 54V53H224ZM223 54V57H224V62H228V60H230V59H228L227 57V55H224ZM230 58V57H229ZM213 59V58H212ZM221 61H222V59H220ZM219 64H220V62H219ZM218 64V65H219ZM217 65V66H218ZM217 66L216 67H210V69L209 70H206V73L209 75V80L208 81H205L204 83H202V85H201V87H202V90H201V94H206L207 92H209V94H210V96H211V100H212V104L213 103H215V101H214V99L212 98V95L213 94H215V92L218 90V89H220L221 90V92L226 96L224 99H223V101H222V103L223 102H226V103H230V99L232 98V90L230 89V87H229V85L231 84V80H229V78H228V75L226 74V72H225V76H224V79H221V81L219 82V81H215V80H213L214 79V77H215V79H216V76H218L217 75ZM220 75H222V74H220ZM223 76V75H222ZM211 78H213V79H211ZM233 82V81H232ZM214 85H215V87H214ZM211 87H213L212 89H208V88H211ZM242 98L240 97L239 98V100H241ZM236 100V99H235ZM248 107V105H245L244 107H243V110H242V112L243 111H245V109ZM237 110V109H236ZM236 110H232V109H230L229 111H234V115H232V117H234V116H236L237 115V111ZM228 114V113H227ZM229 115V114H228ZM241 117H242V119H243V121H245V123H244V125L247 127V129H248V131L246 132V133H249V132H253V131H255V128H254V124H255V122H256V118L254 117V114H251V115H249V117H246L245 115H243V113L241 114ZM214 124H215V126H219V124H221L218 120H215V121H212ZM259 126V125H258ZM209 127L207 126V132L209 131ZM259 129V128H258ZM257 129V130H258ZM261 132V131H260ZM246 133H244L243 134V141L245 142V140H244V137H245V134ZM242 141V142H243ZM245 144V146H247V144L246 143H244ZM256 147H257V144H255V149H256ZM251 148V150H253L254 149V147L252 148V147H250ZM231 167H234L235 168V171L236 172H238L237 171V167L235 166V162H234V165H232ZM261 190V189H260ZM240 212H242V211H240ZM243 213V212H242ZM261 213H262V211H261ZM246 214V213H245ZM251 216V215H250ZM80 233V231H77V234H79ZM0 235H2V233L0 232ZM71 240H74L75 242H78L79 241V239H78V236H73L72 238H70ZM58 262H54L53 264H57Z\"/></svg>",
    "mask_w": 264,
    "mask_h": 264
}]
</instances>
